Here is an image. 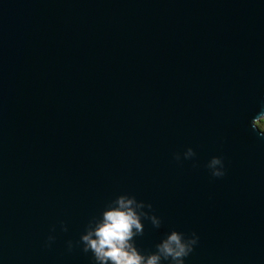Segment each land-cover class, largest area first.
Returning <instances> with one entry per match:
<instances>
[{"label":"water","instance_id":"95a60500","mask_svg":"<svg viewBox=\"0 0 264 264\" xmlns=\"http://www.w3.org/2000/svg\"><path fill=\"white\" fill-rule=\"evenodd\" d=\"M262 107L264 0H0V264H96L125 193L145 259L177 230L184 264H264Z\"/></svg>","mask_w":264,"mask_h":264},{"label":"clouds","instance_id":"9594fccd","mask_svg":"<svg viewBox=\"0 0 264 264\" xmlns=\"http://www.w3.org/2000/svg\"><path fill=\"white\" fill-rule=\"evenodd\" d=\"M251 128L258 130L260 136L264 137V107L252 118ZM194 156L195 152L191 147L184 153L185 159ZM175 159L180 160L179 153L175 154ZM207 168L213 177L225 175L224 161L220 156H213ZM108 205L100 218L93 216L89 219L78 242L83 244L84 252H92L96 264H160L161 256L171 258L172 264H184V258L198 243L199 238L195 232L190 239L185 240L182 232L173 230L167 239L157 245V252L145 259L133 245V237L143 234L142 218L150 219L156 227L160 226V219L145 212V203L138 201L134 195H118ZM147 208L151 209L152 205L147 204ZM64 230H67L66 227ZM54 239V236L48 237L49 242ZM71 247L72 242L69 241V248Z\"/></svg>","mask_w":264,"mask_h":264}]
</instances>
